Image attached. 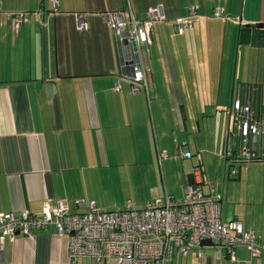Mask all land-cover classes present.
I'll return each instance as SVG.
<instances>
[{"label": "crops", "instance_id": "1", "mask_svg": "<svg viewBox=\"0 0 264 264\" xmlns=\"http://www.w3.org/2000/svg\"><path fill=\"white\" fill-rule=\"evenodd\" d=\"M56 1L54 10L51 0H0L7 10L0 15V212L38 214L44 201L84 212L89 199L121 209L127 200L140 208L165 195L180 199L198 182L192 168L200 164L203 193L221 195V221L239 220L264 241V160L225 163L218 155L223 109L235 98L264 119V27L257 26L264 0ZM190 5L197 16L179 34L173 20ZM126 6L140 19L154 6L165 14L151 32L149 100L131 90L117 38L100 16ZM16 11L32 15L17 23ZM78 13L86 29H77ZM247 24L255 27L239 43ZM176 144L192 156L178 155ZM134 189L148 198L136 199ZM196 249H175L165 264H264V252L251 257L244 246L234 259L219 245H201L202 256ZM0 264H71L68 239L53 226L32 239L18 235L0 246Z\"/></svg>", "mask_w": 264, "mask_h": 264}, {"label": "built area", "instance_id": "2", "mask_svg": "<svg viewBox=\"0 0 264 264\" xmlns=\"http://www.w3.org/2000/svg\"><path fill=\"white\" fill-rule=\"evenodd\" d=\"M56 9V0H51ZM198 7L190 5L187 14L174 18L176 32L182 34L192 27ZM224 13L217 7L214 16ZM100 16L119 40L120 66L125 67V77L131 83L133 92H143L150 98V64L148 60L151 32L155 25L165 20L162 7H150L145 18L134 15L130 6L123 9L103 11ZM27 17L19 13L17 23ZM84 13L77 14V29L87 28ZM119 84L115 89H119ZM226 112V113H225ZM223 113L224 146L218 155L231 163L264 160V119L249 103L235 98ZM177 154L190 158L192 153L176 144ZM198 182L184 188V195L176 199L170 195L155 198L140 208L127 200L122 209L107 211L101 209L94 199H89L86 211H71L61 202L56 205L42 203L38 214L23 210L19 215L0 212V246L14 241L18 235L32 239L34 232L53 226L58 237H67L71 264L83 257L94 258L98 263L104 259H115L118 264H165L176 249L187 254L196 247V254L202 256L201 243L210 240L224 247L229 258H235L236 248L244 246L251 257L264 252V241L260 235L247 231L241 221L222 222L220 219V194L211 190L202 191L205 181L200 164L193 166ZM234 172V170H232ZM81 200L75 201L79 204Z\"/></svg>", "mask_w": 264, "mask_h": 264}, {"label": "rangeland", "instance_id": "3", "mask_svg": "<svg viewBox=\"0 0 264 264\" xmlns=\"http://www.w3.org/2000/svg\"><path fill=\"white\" fill-rule=\"evenodd\" d=\"M9 2H10V6H13V4H14V2H13V0H9ZM3 11H7V10H1L0 9V15H1V13H3ZM42 11L44 12V10L42 9ZM19 13H23L27 18H29V16H31L32 14L30 13V12H28V11H16V12H13V13H10L11 14V17L14 19ZM45 14V13H44ZM117 42H118V44H117V46H118V48L120 49V51H121V45L119 44V40L117 39ZM238 83V82H237ZM226 113V112H225ZM222 119L223 120H225L226 119V114H224V116L222 117ZM262 162H264V161H262ZM183 172L182 171H180V173H178V174H180V175H183L182 174ZM178 184V182H175L174 183V185H177ZM161 188H162V185H161V183H160V189H159V191H161ZM134 190H137V192H138V197L136 198V199H147L148 198V196L147 195H140V190L139 189H134ZM136 192V191H135ZM117 196V195H116ZM120 196V195H119ZM119 196H117V198H119L120 199V197ZM133 204H135V203H133ZM136 206V205H135ZM134 206V207H135ZM137 208H139V206H136ZM101 209H103V210H107V211H111V210H119V209H121L120 207H117V206H115V207H111V208H106V207H104V208H101Z\"/></svg>", "mask_w": 264, "mask_h": 264}, {"label": "trees", "instance_id": "4", "mask_svg": "<svg viewBox=\"0 0 264 264\" xmlns=\"http://www.w3.org/2000/svg\"><path fill=\"white\" fill-rule=\"evenodd\" d=\"M250 27H255V25H246V26H244L243 28H241V30L239 31V35H238V42L240 43L241 42V40H243V39H248L249 38V36H248V34H247V28H250ZM256 29H259V31H261V29L260 28H257L256 27ZM255 29V30H256ZM261 36L263 37V39H262V41L264 42V33L263 34H261ZM250 39H253V37H250ZM143 93V92H142ZM151 93V92H150ZM144 94V96L146 97V94L145 93H143ZM150 98H151V96H150ZM150 98H147L146 97V99L147 100H149ZM181 146V145H180ZM183 148V147H182ZM187 158V157H186Z\"/></svg>", "mask_w": 264, "mask_h": 264}, {"label": "water", "instance_id": "5", "mask_svg": "<svg viewBox=\"0 0 264 264\" xmlns=\"http://www.w3.org/2000/svg\"><path fill=\"white\" fill-rule=\"evenodd\" d=\"M43 10H44V12H53V10H49V11L45 10L44 7H43ZM247 25H248V24H247ZM257 26L263 28V27H264V23H263V22H260V23H258ZM227 160H228V159H224L225 163H226ZM220 198H221V197H220ZM218 202H219V205H220V204H221V199H219ZM201 245L203 246V245H215V244L212 243L210 240H205V241H203V242L201 243Z\"/></svg>", "mask_w": 264, "mask_h": 264}]
</instances>
